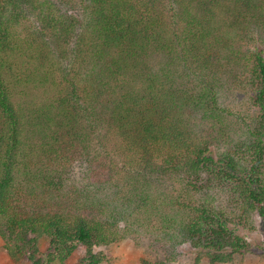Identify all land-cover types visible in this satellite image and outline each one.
<instances>
[{
  "label": "trees",
  "instance_id": "trees-1",
  "mask_svg": "<svg viewBox=\"0 0 264 264\" xmlns=\"http://www.w3.org/2000/svg\"><path fill=\"white\" fill-rule=\"evenodd\" d=\"M259 223L264 0H0L12 264H103L126 237L221 264Z\"/></svg>",
  "mask_w": 264,
  "mask_h": 264
},
{
  "label": "rangeland",
  "instance_id": "rangeland-1",
  "mask_svg": "<svg viewBox=\"0 0 264 264\" xmlns=\"http://www.w3.org/2000/svg\"><path fill=\"white\" fill-rule=\"evenodd\" d=\"M246 236L252 253L236 254L226 263L221 264H264L263 241L264 235L261 231V225L255 232L242 231ZM39 256L45 258L49 253V240L43 236L37 242ZM108 257V261L103 264H153L157 259L156 253L151 250L146 241H136L131 237H126L122 241H118L107 247L100 248ZM196 254L188 249H182V253L178 260L172 264H211L208 258H202L199 263L195 262ZM78 259L77 255H73L65 264H75ZM0 264H12L3 243L0 240ZM30 264V263H28ZM54 264V263H53ZM56 264V263H55Z\"/></svg>",
  "mask_w": 264,
  "mask_h": 264
}]
</instances>
